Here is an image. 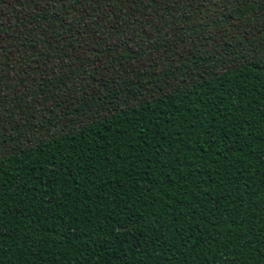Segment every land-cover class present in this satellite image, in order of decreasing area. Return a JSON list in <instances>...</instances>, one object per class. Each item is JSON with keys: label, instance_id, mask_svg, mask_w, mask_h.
<instances>
[{"label": "trees", "instance_id": "16d2710c", "mask_svg": "<svg viewBox=\"0 0 264 264\" xmlns=\"http://www.w3.org/2000/svg\"><path fill=\"white\" fill-rule=\"evenodd\" d=\"M0 264H264V0H0Z\"/></svg>", "mask_w": 264, "mask_h": 264}]
</instances>
